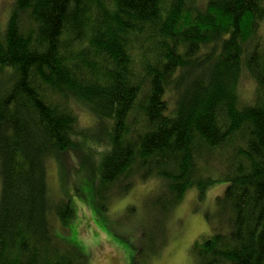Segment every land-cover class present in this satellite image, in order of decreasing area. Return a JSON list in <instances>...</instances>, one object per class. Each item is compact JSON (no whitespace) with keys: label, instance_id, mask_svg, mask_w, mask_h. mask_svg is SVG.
Listing matches in <instances>:
<instances>
[{"label":"trees","instance_id":"obj_1","mask_svg":"<svg viewBox=\"0 0 264 264\" xmlns=\"http://www.w3.org/2000/svg\"><path fill=\"white\" fill-rule=\"evenodd\" d=\"M69 158L104 210L140 180L159 181L148 206L162 215L226 182L196 264H264V0H14L0 30V264H91L75 202L50 192V163L68 177Z\"/></svg>","mask_w":264,"mask_h":264},{"label":"rangeland","instance_id":"obj_2","mask_svg":"<svg viewBox=\"0 0 264 264\" xmlns=\"http://www.w3.org/2000/svg\"><path fill=\"white\" fill-rule=\"evenodd\" d=\"M13 3L14 0H0V30L8 21ZM254 88L255 82L245 78V100L251 98ZM76 110L82 126L93 124L90 111L81 106ZM64 165L68 177H62L58 162L50 163V192L56 200L70 196L75 202L77 213L69 226L71 236L90 255L91 264H196L193 245L212 233L215 224L210 221L219 219L216 197L223 193L226 182L208 188L203 199L199 190L191 189L170 214L162 215L148 206L159 181L140 180L129 191L114 194L109 208L104 210L87 175H77L69 168L74 165L72 158ZM214 172L220 176L217 170Z\"/></svg>","mask_w":264,"mask_h":264}]
</instances>
